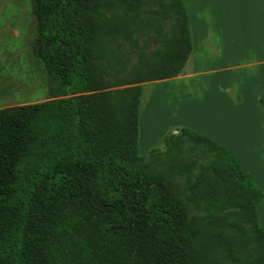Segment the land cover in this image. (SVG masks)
<instances>
[{
    "label": "trees",
    "instance_id": "obj_1",
    "mask_svg": "<svg viewBox=\"0 0 264 264\" xmlns=\"http://www.w3.org/2000/svg\"><path fill=\"white\" fill-rule=\"evenodd\" d=\"M30 4L46 99L0 107V264H220L208 236L238 263L264 264V193L225 147L181 129L215 147L228 176L202 188V206L188 179L138 163L141 83L177 76L192 53L182 0L154 10L172 16L170 34L147 0ZM125 50L138 57L121 75ZM216 214L232 235L204 222Z\"/></svg>",
    "mask_w": 264,
    "mask_h": 264
},
{
    "label": "crops",
    "instance_id": "obj_2",
    "mask_svg": "<svg viewBox=\"0 0 264 264\" xmlns=\"http://www.w3.org/2000/svg\"><path fill=\"white\" fill-rule=\"evenodd\" d=\"M182 2L193 43L184 65L190 68L154 83L177 86L183 117L165 127L167 106L156 98L154 112L142 117L141 142L148 149L173 125L191 128L225 147L264 193V0ZM142 111L141 101L139 122ZM260 210L264 218V199Z\"/></svg>",
    "mask_w": 264,
    "mask_h": 264
},
{
    "label": "rangeland",
    "instance_id": "obj_3",
    "mask_svg": "<svg viewBox=\"0 0 264 264\" xmlns=\"http://www.w3.org/2000/svg\"><path fill=\"white\" fill-rule=\"evenodd\" d=\"M159 0H147V8L151 10V17L157 27L163 33H172L174 30L173 18L170 14H157L154 10L159 8ZM34 17L31 11L30 0H0V107H12L24 103H33L46 99V86L43 76L37 71L35 60L31 54V44L34 37ZM142 43V41H140ZM127 50H125L126 54ZM127 61L122 74L128 72V68L137 62V55L128 52L124 56ZM181 71H188L190 64L187 63ZM127 66V67H126ZM142 93V116L139 122V131H142V117L151 115L155 109V99L163 103L165 113L164 126L177 123L183 113L184 100L182 93H178L172 81L165 83H154L148 81L141 83ZM182 127L173 125L151 148L140 141L138 151L142 157L138 163L145 165L150 170H162L173 176L177 181H187V195L197 194L198 205L205 204L201 190L209 183L222 186L229 182L228 176L224 174L219 162L220 152L210 143L195 137L187 132L181 131ZM174 135H180L182 140L176 141ZM154 149V150H153ZM179 167L186 169L184 177L178 175ZM256 185V184H255ZM198 211V210H197ZM260 225H264L263 214L257 211ZM219 214L206 218L204 222L221 236L228 237L232 231H221L216 219ZM209 247L211 257L220 264H240L228 256L212 237L199 239Z\"/></svg>",
    "mask_w": 264,
    "mask_h": 264
}]
</instances>
